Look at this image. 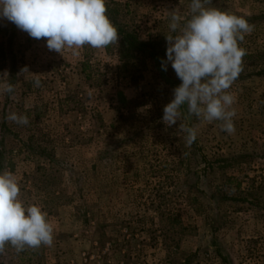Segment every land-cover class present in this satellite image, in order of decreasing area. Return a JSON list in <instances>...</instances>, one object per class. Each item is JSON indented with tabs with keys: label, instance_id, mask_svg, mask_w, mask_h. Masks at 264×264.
Here are the masks:
<instances>
[{
	"label": "rangeland",
	"instance_id": "obj_1",
	"mask_svg": "<svg viewBox=\"0 0 264 264\" xmlns=\"http://www.w3.org/2000/svg\"><path fill=\"white\" fill-rule=\"evenodd\" d=\"M106 7L112 23L159 43L165 61L167 36L176 34L169 12L180 9L183 22L192 15L191 0H106ZM205 7L253 26L228 89L231 134L187 104L175 125L163 122L182 83L171 64L164 71L135 55L124 66L119 40L61 54L0 19V76L9 83L12 69L17 78L13 93L0 89V122L6 106L29 121L10 120L0 172L16 176L25 206L39 205L54 229L51 245L12 246L14 264H264V0ZM30 141L59 164L30 156L23 146Z\"/></svg>",
	"mask_w": 264,
	"mask_h": 264
},
{
	"label": "clouds",
	"instance_id": "obj_2",
	"mask_svg": "<svg viewBox=\"0 0 264 264\" xmlns=\"http://www.w3.org/2000/svg\"><path fill=\"white\" fill-rule=\"evenodd\" d=\"M210 0H191V18L186 22L180 9L169 12L167 60L182 83L174 89V99L165 106L163 122L171 127L180 117L179 109L187 104L191 113L205 120L222 121V130L235 131L232 105L228 92L242 72L246 50L240 47L253 26L240 16L215 7H205ZM0 19L14 23L32 38H47L49 50L74 55L85 45L102 49L119 40L117 28L107 15L106 0H0ZM28 71L25 68L23 71ZM0 76V89L14 92L11 83ZM40 86V80L34 81ZM17 124H28V117L15 112L7 117ZM182 127V125H181ZM188 144L197 138L194 128L185 129ZM16 176L0 172V253L5 244L18 252L26 247L51 245L53 226L39 205L25 206L20 198Z\"/></svg>",
	"mask_w": 264,
	"mask_h": 264
},
{
	"label": "trees",
	"instance_id": "obj_3",
	"mask_svg": "<svg viewBox=\"0 0 264 264\" xmlns=\"http://www.w3.org/2000/svg\"><path fill=\"white\" fill-rule=\"evenodd\" d=\"M114 26L117 28L119 33V46H120V54L121 58L124 59V66H127L130 59L134 58L135 55H141L142 57L146 56L155 61V63L159 66L161 65V61L165 60L164 51H162V47L159 46V43L155 41H143L140 39L134 32L127 30L124 27H120L117 21H114ZM4 53L1 56V62H5ZM136 65H141V63H136ZM14 71L11 69L9 74V83L14 86V82L17 80L16 74L13 73ZM140 72L139 70L135 71V73ZM176 83V81H173ZM11 109H8L7 106L2 113V119L0 122V170L3 168L5 162V154L7 151V144L9 140L12 138V125L10 120L7 119L8 115L10 114ZM187 116L190 120V113H187ZM186 117V115H185ZM190 124V123H189ZM194 145V142L191 143ZM23 146L25 147L26 152L33 157L41 159L45 161L48 165H57L59 162L57 161V157L54 154H50L46 148H42L33 144V141L29 143H24ZM106 158H101V161H104ZM13 247L10 244H5L4 250L0 253V264H14V261L11 258V251ZM226 264H230V261L225 259Z\"/></svg>",
	"mask_w": 264,
	"mask_h": 264
}]
</instances>
